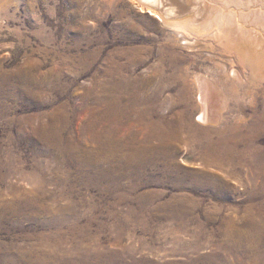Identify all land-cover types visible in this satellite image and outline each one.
I'll return each mask as SVG.
<instances>
[{"label": "rangeland", "instance_id": "1", "mask_svg": "<svg viewBox=\"0 0 264 264\" xmlns=\"http://www.w3.org/2000/svg\"><path fill=\"white\" fill-rule=\"evenodd\" d=\"M179 3L0 0V264H264V0Z\"/></svg>", "mask_w": 264, "mask_h": 264}, {"label": "bare ground", "instance_id": "2", "mask_svg": "<svg viewBox=\"0 0 264 264\" xmlns=\"http://www.w3.org/2000/svg\"><path fill=\"white\" fill-rule=\"evenodd\" d=\"M139 2H141V3H143L144 5H146V6H148V7H152V8H154V10H153V12L155 11V9H157V11L159 10V11H162L164 14H166L168 17H170V18H175L176 16H178L177 14H179L180 12H181V9L183 8V5L181 4V3H179L180 2V0H138ZM184 1V0H183ZM196 2V1H195ZM199 2H197V4H198ZM194 6V5H193ZM198 6V5H197ZM195 7V6H194ZM194 7H192V9L191 10H193V8ZM196 8H198V7H196ZM196 8H194V9H196ZM151 9V8H150ZM199 9V8H198ZM196 11V10H195ZM152 12V13H153ZM190 12V11H189ZM198 12H199V10H198ZM158 13V12H157ZM186 13V12H185ZM188 13V12H187ZM159 14V13H158ZM161 14V13H160ZM180 14H182V13H180ZM194 14V13H193ZM195 14H196V12H195ZM199 14V13H198ZM159 16V15H158ZM166 16V17H167ZM183 16V15H182ZM160 17H161V15H160ZM167 17V18H168ZM191 18V16H188V18ZM187 18V19H188ZM182 19V18H181ZM162 20H163V17H162ZM177 20V19H176ZM183 20L185 21L186 20V18H183ZM191 20V19H190ZM172 21H174V20H172ZM182 21V20H181ZM180 21V22H181ZM177 22V21H176ZM187 22H189V21H187ZM165 23V22H164ZM172 23V22H171ZM171 23H168V24H170L171 25ZM175 23V22H174ZM179 23V22H178ZM178 23H175V24H173L172 26L175 28V30L177 29V30H181L182 31V25H180V24H178ZM182 24H183V22H181ZM213 23L214 22H211V23H207V26H209L210 24H212V26H213ZM188 24V23H187ZM195 24V23H194ZM170 25H167V26H170ZM183 25H185V24H183ZM189 26H190V24H188ZM204 25V24H203ZM203 25H201V26H203ZM172 26H170V27H172ZM192 26V25H191ZM195 26H197V25H193V28L195 27ZM206 26V27H207ZM186 27V26H185ZM185 27H183V28H185ZM204 27V26H203ZM206 27H204V28H206ZM187 28V27H186ZM186 28H185V30H186ZM188 28H190V27H188ZM196 28V27H195ZM199 28V27H198ZM202 28V27H201ZM209 29V28H208ZM191 30V29H190ZM186 31H188V30H186ZM201 31V30H200ZM179 32V31H178ZM188 33V32H187ZM205 113V112H204ZM204 117V116H203Z\"/></svg>", "mask_w": 264, "mask_h": 264}]
</instances>
